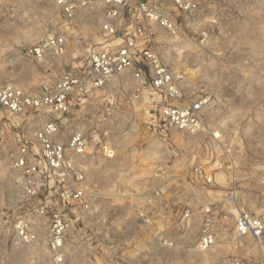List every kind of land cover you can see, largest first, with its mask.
<instances>
[{"label": "rangeland", "instance_id": "1", "mask_svg": "<svg viewBox=\"0 0 264 264\" xmlns=\"http://www.w3.org/2000/svg\"><path fill=\"white\" fill-rule=\"evenodd\" d=\"M195 2L197 10L191 14L169 7L168 12L176 21V35L159 30L155 42L162 59L176 70L181 68L188 77L187 92L191 97L210 96L213 103L201 132L205 136L188 142L174 133L166 139L150 132L160 141L169 140V166L181 159V155L199 152L196 148L189 150L200 138L202 153L199 156L224 161L232 182L216 189L217 201L202 205V209L209 208L206 216L211 219L216 234L214 246L205 252L195 249L200 231L195 215L196 221L191 223L181 241L184 247L181 256H173L165 264H225L233 257L248 264H264V238L258 247L251 238L238 239L232 234L239 211L260 215L264 205V0ZM87 12L86 17L92 23L82 26L78 20L66 23L51 0H0V88L11 84L27 94L39 95L62 71L81 65L86 49L101 44L95 36L100 16ZM51 33L63 34L69 42L78 34H84L86 40L74 57L56 59L51 64L37 65L23 57L24 49ZM8 118V114L0 110V130L5 136L0 146V264H46L49 257L46 247L29 249L20 242L14 231V219L44 201L65 214L68 208L57 196H50L46 188L40 190L37 199L27 200L25 177L12 168L20 144L13 136L16 131L4 129ZM214 134L216 139L212 137ZM141 136L140 132L133 140L132 147L138 151L145 147L142 140L135 143ZM136 155L123 156V162L131 169L130 172L127 169L128 173L139 170L140 174L151 161V156L145 152L139 158ZM135 189L130 182L121 180L117 190L123 199L115 203L128 205V195ZM185 212L182 211L181 217Z\"/></svg>", "mask_w": 264, "mask_h": 264}, {"label": "built area", "instance_id": "2", "mask_svg": "<svg viewBox=\"0 0 264 264\" xmlns=\"http://www.w3.org/2000/svg\"><path fill=\"white\" fill-rule=\"evenodd\" d=\"M52 3L70 24L77 13L99 8L102 42L97 48H87L81 65L62 71L39 95L27 94L11 84L0 88V110L9 117L4 129L16 131L13 136L20 144L12 168L25 177L27 200L37 199L40 190L46 188L50 196H57L68 208L65 214L44 201L15 218L14 231L27 248L46 247L49 253L46 264H95L101 255L104 258L101 264H125L123 254L131 248L132 240L125 238L126 229L120 227L123 218L117 211L100 208L97 194L84 184V173L77 162L88 149L113 159L115 150L108 133L77 131L61 141L58 137L62 120L70 114L74 95L79 99L93 95L130 71L146 74L145 82L131 91L128 100L146 102L150 114L147 125L154 134L167 139L171 133L203 132L207 111L213 103L210 96L191 97L184 85L185 75L162 59L155 42L159 30L176 35L177 25L169 7L191 14L197 10V3L195 0H52ZM77 48L68 46L63 34L51 33L21 54L37 65H47L76 55ZM31 126L35 127L32 132ZM3 134L0 130V146L4 143ZM212 137L216 139L215 134ZM219 160H213V171L223 174L229 167ZM191 174V181L215 183L213 174L200 167H194ZM208 212V207L202 211L205 216L195 244L200 252L211 249L216 242ZM183 216L188 217V212ZM139 218L145 225L153 223L151 216L143 212ZM177 221L180 225L181 214ZM232 234L238 239L249 237L260 247L264 238V205L260 215L239 211ZM159 241L173 246L161 236ZM225 264L248 263L233 257Z\"/></svg>", "mask_w": 264, "mask_h": 264}, {"label": "crops", "instance_id": "3", "mask_svg": "<svg viewBox=\"0 0 264 264\" xmlns=\"http://www.w3.org/2000/svg\"><path fill=\"white\" fill-rule=\"evenodd\" d=\"M86 12L77 13L75 21L78 20L79 25L92 23L91 19L86 17ZM87 13H98L100 16L95 36L98 43H101L99 39L102 22L100 9L95 8ZM85 40L84 34H78L76 39L73 38L70 42L66 37L68 46L78 47ZM56 63L60 62L56 61ZM177 71L184 74L181 68ZM145 79V73L129 71L93 95H87L81 99L74 95L71 98L70 114L62 120V132L58 137L59 140L66 141L70 133L77 131L93 130L108 133L109 142L115 150L113 159H106L95 149H88L84 155L78 157L77 162L84 173V184L96 192L100 208L106 212L117 211L123 218L120 227L126 229L125 238L132 240L131 248L123 254L127 261L125 264H165L173 256L180 257L184 249L181 241L185 238L184 234L190 229L191 223L196 221L194 216L196 215L201 223L202 205H211L214 199L217 201L219 192L216 189L225 188L231 182L229 171L226 170L223 174L213 171L212 157L199 156L200 138L189 150L194 151L196 148L199 152L194 154L192 152L188 156L181 155V159H178L176 163L170 166L167 164L169 140L160 141L150 132L147 125L150 119L149 106L145 101L128 100L131 91L145 82ZM185 80L183 84L187 86L189 81L186 75ZM34 129L35 127L31 126L30 132ZM140 132L142 139L137 137L135 143L142 140L141 142L145 144L141 152L132 147L134 138L140 136ZM174 135H179L184 141L186 139L188 141L203 134L174 133ZM173 137L172 143L175 142ZM205 147L207 148L206 145ZM143 152L151 156L147 167L143 168L140 174H138L139 170L128 173L129 167L123 162V156L135 153L139 158ZM194 167H200L207 174H213L215 183L206 185L203 182L191 181V171ZM128 174L129 179H127ZM121 180L130 182L136 188V191L128 195L129 204H123V206L115 203L123 199L117 190ZM157 192H159L158 196H156ZM182 211L188 212L189 216H182L178 225L177 219ZM140 212L151 216L153 223L149 226L145 225L139 218ZM158 213L160 214L157 215ZM159 236L171 242L173 246L162 244ZM102 259L104 258L101 255L95 264H101Z\"/></svg>", "mask_w": 264, "mask_h": 264}]
</instances>
